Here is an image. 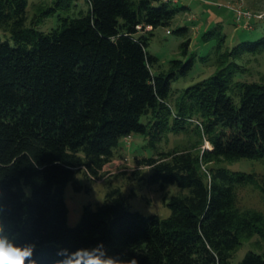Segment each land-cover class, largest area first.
Listing matches in <instances>:
<instances>
[{
  "label": "trees",
  "instance_id": "obj_1",
  "mask_svg": "<svg viewBox=\"0 0 264 264\" xmlns=\"http://www.w3.org/2000/svg\"><path fill=\"white\" fill-rule=\"evenodd\" d=\"M75 1L54 0L41 17L68 14ZM86 3V13L59 14V25L41 32L33 21L27 26L28 0H0V26L16 43H0V207L18 241L35 243L36 264H56L64 258L60 249L101 243L108 255L137 264H231L243 241L258 235V252L239 264H264V214L235 208L237 187L256 184L255 176L219 166L264 162V82L232 85L229 70L238 66L234 58L264 51V38L220 51L226 35L218 33V54L230 62L181 90L173 106L171 84L195 61L173 60L168 71H156L158 58L148 48L157 28L171 27L190 7L164 0ZM174 33L187 36L189 29ZM190 44L189 38L181 44L183 55ZM191 123L211 144L202 156L177 149L134 156L150 169L147 178L135 170L136 180L187 191L172 196L169 217L131 210L122 190L112 188L103 204L85 206L78 225L68 226L65 190L69 183L82 190L79 174L99 178L124 138L144 135L156 148Z\"/></svg>",
  "mask_w": 264,
  "mask_h": 264
},
{
  "label": "rangeland",
  "instance_id": "obj_2",
  "mask_svg": "<svg viewBox=\"0 0 264 264\" xmlns=\"http://www.w3.org/2000/svg\"><path fill=\"white\" fill-rule=\"evenodd\" d=\"M54 0H28V24H38L37 30L48 32L59 25L58 16L71 18L78 17L80 12L86 13L88 5L86 0H76L75 6L68 14L56 13L55 15L41 17V10L53 5ZM179 3L180 6L190 7V11L181 12L169 28L159 27L153 32L148 51L158 58L156 71H168L173 60H181L184 64L194 60V66L186 74H179L178 79L173 81L172 98L170 103L174 106L175 99L181 90L199 84L214 76L218 69L224 67L227 61L222 62V56L217 49L218 33L226 35V41L220 51L231 50L244 42H256L264 38V8L255 9L248 5L252 0H164ZM255 6H264V0H254ZM248 14V15H247ZM215 16L222 22L209 19ZM241 16V20L238 19ZM249 17V18H247ZM247 18V19H246ZM220 23V24H219ZM187 27V36L174 33L177 28ZM213 31L215 36L205 39L203 36ZM191 44L186 55L181 52V44L187 39ZM9 43L15 47L16 43L8 28L0 26V43ZM231 60L237 67L233 70L232 85L242 83L264 82V51L253 54L244 53ZM230 62V61H228ZM228 70V71H229ZM234 88L230 95L234 102L239 103ZM146 123V119H142ZM149 137L133 135L124 138L120 142L119 149L112 162L106 165L99 178H90L79 174V182L82 190H75L69 183L65 190V201L68 207V226L78 225L85 206L93 209L103 204L107 192L112 188H120L127 198L130 209L143 215H156L160 219L170 216L167 206L172 196L187 193L177 185H150L145 181L136 180L133 177L135 170H140L146 178L150 169L140 167L134 160V156L153 157L158 152H167L172 149L190 150L194 154L202 156L204 150L209 149L211 144L206 138L200 137L197 125L188 124L186 131L177 134L169 133L162 141L157 143L156 148L149 144ZM207 165L202 164V169ZM209 166H217L211 163ZM220 167L230 171L253 173L256 184L239 186L236 189L235 208L239 213L258 212L264 214V162L253 160H239L231 163L222 162ZM259 236L255 235L245 239L231 259V264H239L249 251L258 252L255 248L259 242Z\"/></svg>",
  "mask_w": 264,
  "mask_h": 264
},
{
  "label": "clouds",
  "instance_id": "obj_3",
  "mask_svg": "<svg viewBox=\"0 0 264 264\" xmlns=\"http://www.w3.org/2000/svg\"><path fill=\"white\" fill-rule=\"evenodd\" d=\"M35 249V243L18 241L10 222L5 221V209L0 207V264H36L33 258ZM57 255L64 258L56 264H137L135 258L129 260L108 255L102 243L93 249H78L74 253L60 249Z\"/></svg>",
  "mask_w": 264,
  "mask_h": 264
},
{
  "label": "crops",
  "instance_id": "obj_4",
  "mask_svg": "<svg viewBox=\"0 0 264 264\" xmlns=\"http://www.w3.org/2000/svg\"><path fill=\"white\" fill-rule=\"evenodd\" d=\"M255 1L254 0H252V1H248V5L250 6V7H253V8H255V9H262V8H264V6H262V5H258V7L257 6H255ZM217 20L218 22H222L221 20H219L218 18H216L215 16H213V18L211 19H209V23L212 21V20Z\"/></svg>",
  "mask_w": 264,
  "mask_h": 264
},
{
  "label": "built area",
  "instance_id": "obj_5",
  "mask_svg": "<svg viewBox=\"0 0 264 264\" xmlns=\"http://www.w3.org/2000/svg\"><path fill=\"white\" fill-rule=\"evenodd\" d=\"M247 15H248V14H247ZM247 18H249V17H247ZM247 18H246V19H247ZM258 18H259V19H264L263 16H258ZM238 19L241 20V16H238Z\"/></svg>",
  "mask_w": 264,
  "mask_h": 264
},
{
  "label": "bare ground",
  "instance_id": "obj_6",
  "mask_svg": "<svg viewBox=\"0 0 264 264\" xmlns=\"http://www.w3.org/2000/svg\"><path fill=\"white\" fill-rule=\"evenodd\" d=\"M208 146H209V149H211L210 145H208Z\"/></svg>",
  "mask_w": 264,
  "mask_h": 264
}]
</instances>
